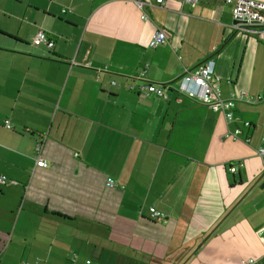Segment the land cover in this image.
Returning <instances> with one entry per match:
<instances>
[{"label": "crops", "instance_id": "1", "mask_svg": "<svg viewBox=\"0 0 264 264\" xmlns=\"http://www.w3.org/2000/svg\"><path fill=\"white\" fill-rule=\"evenodd\" d=\"M149 2L144 22L119 0H0V264H264V43L223 0ZM208 61L222 99L262 101L227 124L179 93Z\"/></svg>", "mask_w": 264, "mask_h": 264}, {"label": "built area", "instance_id": "2", "mask_svg": "<svg viewBox=\"0 0 264 264\" xmlns=\"http://www.w3.org/2000/svg\"><path fill=\"white\" fill-rule=\"evenodd\" d=\"M124 2L133 3L141 12V20L146 22L149 16L145 12L146 7H150L149 0H119ZM200 0H183V4L195 8ZM224 3L232 5V28L237 33L254 37L256 40L264 43V2L257 0H223ZM156 6H165V0H156ZM66 11L63 10V13ZM169 44L166 33L161 28L155 31L149 46L150 48H157L159 46ZM32 45L35 47H46L53 49L54 41L43 31L37 32L32 40ZM215 63L208 61L205 66L192 74H185L179 80L177 91L182 95L194 98L210 107L214 112H221L227 124L232 123L235 113V106L238 101L245 100L247 102L255 101L261 102L262 97L251 98L247 92H234L230 98L222 99L219 91V80L215 76ZM137 94L143 97H157L163 100H168L166 90L162 86L147 84L137 90ZM245 127H250V123H244ZM4 127L11 130L9 121H6ZM240 129L236 128L226 134V138H231L236 141L239 140ZM43 139L36 146V166L40 168H47L48 162L40 157L42 151ZM257 156L261 158L264 167V137L262 144L256 150ZM231 172L235 173L236 168H231ZM7 178L0 177V184H6ZM107 184L117 187L114 180L108 179ZM148 218L151 221L166 222L167 218L164 214L150 208ZM74 261V259L72 260ZM258 260L254 258L242 259L241 264H257ZM68 264V263H67ZM90 264V262H86Z\"/></svg>", "mask_w": 264, "mask_h": 264}]
</instances>
